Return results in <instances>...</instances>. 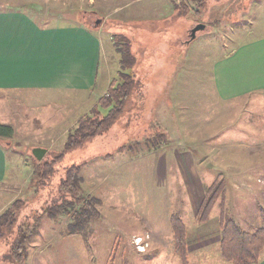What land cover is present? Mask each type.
Here are the masks:
<instances>
[{
    "label": "rangeland",
    "instance_id": "374dc122",
    "mask_svg": "<svg viewBox=\"0 0 264 264\" xmlns=\"http://www.w3.org/2000/svg\"><path fill=\"white\" fill-rule=\"evenodd\" d=\"M6 7H22L42 24L84 21L98 30L103 48L96 85L86 95L0 91V123L14 128L12 140L1 141L7 173L0 182V215L8 210L14 223L1 228L0 264H181L171 252L169 215L178 212L195 232L198 205L220 172L225 210L215 203L212 223L200 224L205 238L216 235L221 212L246 231L261 225L264 107L254 94L218 99L212 65L241 42L264 35V0H0ZM198 23L205 28L189 41ZM116 34L129 39L135 63L128 72L141 81V95L133 89L109 128L66 151L51 178L37 179L32 148L47 149L42 160L62 151L77 120L97 109L109 82L118 79ZM100 107L102 114L109 109ZM143 109L150 127L137 115ZM156 123L164 141L152 147L145 137L157 132ZM71 164L82 165L80 191L95 198L100 213L77 234L67 232L68 214L44 210L61 203L59 181ZM21 233L30 237L17 257L12 244ZM189 255L192 264H235L211 242Z\"/></svg>",
    "mask_w": 264,
    "mask_h": 264
},
{
    "label": "crops",
    "instance_id": "0c3cea01",
    "mask_svg": "<svg viewBox=\"0 0 264 264\" xmlns=\"http://www.w3.org/2000/svg\"><path fill=\"white\" fill-rule=\"evenodd\" d=\"M35 20L22 7L0 8V91L88 94L96 85L102 58L103 40L98 30L89 28L84 21L41 24ZM221 56L212 65L217 98L227 101L254 94L264 107V35L243 41ZM6 173L7 157L0 144V182ZM234 175L238 177L233 172ZM207 221L200 224L212 223ZM185 224L189 264H192L189 252L208 249L210 242L219 250V216L212 240L205 238L208 235L200 224L193 228L195 232ZM256 264H264V252Z\"/></svg>",
    "mask_w": 264,
    "mask_h": 264
},
{
    "label": "trees",
    "instance_id": "16d2710c",
    "mask_svg": "<svg viewBox=\"0 0 264 264\" xmlns=\"http://www.w3.org/2000/svg\"><path fill=\"white\" fill-rule=\"evenodd\" d=\"M181 1L188 4V2H191L192 0ZM193 1L199 2V0ZM62 19V21H64L65 18L63 17ZM74 23L77 24L78 22ZM122 37L126 36L119 35L113 37V44L117 47L116 50L120 55L119 63L121 68L116 75L118 79L113 78L109 82L107 86V93L103 94L98 99L97 109L93 112L90 111L77 120V125L74 128V131L67 134L63 150L58 151L50 159L46 158L45 160H37L31 151L32 157L36 160L34 163V173L37 174V179L46 180L51 178L56 171V167L54 165L63 158L66 151L76 148L94 135L109 128L118 119V117L122 115L123 106L127 103L128 97L133 89L137 90V93L141 95V81L132 73L128 72V70L135 63V56L131 51L129 39L124 38V41H120ZM100 106L109 109L106 113L102 114L99 109ZM94 108L95 107L92 109ZM137 115H140L142 126L144 128L150 127L151 117L145 118L144 109ZM156 126L158 128L157 132H154L151 138H148L149 134H152L150 132L145 137L146 140L148 139L154 142L152 147L162 146L164 141V138L162 137V135H164L163 132H158V123H156ZM13 131L14 128L12 124L8 122L0 123V142L2 140H12ZM122 147L123 146H121V148ZM81 166V164H71L65 168L64 174L58 185L59 192L62 194L61 203L53 204L51 208H44V210L48 211L52 215L53 213L61 212L63 214H68L71 217V221L67 224V232L69 234L81 233L86 225L97 219L100 214L94 200L95 198L84 197L80 191L81 179L79 172ZM223 187L224 179L223 176L219 174L214 181L207 185L203 198L201 199L196 211V219L199 222L202 223L208 220L210 212L217 202H219L223 211L225 210L223 197L221 200L219 199V197L222 196ZM259 215L261 218V225L256 227L253 231H246L240 227L235 219L229 217L223 212L220 213L219 251L225 260L234 262L235 264H256L259 261L261 252L264 248V206L260 205ZM10 216H12V213L8 210L0 215V237L2 235V226L5 223H7V225H13L14 223L13 218ZM168 221L172 233L173 252L180 258L181 264H189L186 243L187 226L185 221L176 211L170 213ZM27 236L21 233V235L15 238V241L12 244V253L17 257L20 256L18 253H21L24 250V245L26 239L28 238Z\"/></svg>",
    "mask_w": 264,
    "mask_h": 264
},
{
    "label": "water",
    "instance_id": "95a60500",
    "mask_svg": "<svg viewBox=\"0 0 264 264\" xmlns=\"http://www.w3.org/2000/svg\"><path fill=\"white\" fill-rule=\"evenodd\" d=\"M204 28H205L204 23H198L193 28H191L189 31V41L195 38L197 31L202 30ZM46 150L47 149L44 147L35 146L32 148V154L37 160H41Z\"/></svg>",
    "mask_w": 264,
    "mask_h": 264
},
{
    "label": "built area",
    "instance_id": "2783aa9c",
    "mask_svg": "<svg viewBox=\"0 0 264 264\" xmlns=\"http://www.w3.org/2000/svg\"><path fill=\"white\" fill-rule=\"evenodd\" d=\"M135 238H136L135 242L137 243L138 248H143V246L141 245L142 238L140 236H137Z\"/></svg>",
    "mask_w": 264,
    "mask_h": 264
}]
</instances>
